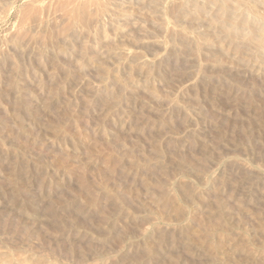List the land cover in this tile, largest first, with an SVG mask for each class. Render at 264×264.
Here are the masks:
<instances>
[{"label": "rangeland", "instance_id": "374dc122", "mask_svg": "<svg viewBox=\"0 0 264 264\" xmlns=\"http://www.w3.org/2000/svg\"><path fill=\"white\" fill-rule=\"evenodd\" d=\"M189 1L0 0V264H264V0Z\"/></svg>", "mask_w": 264, "mask_h": 264}, {"label": "bare ground", "instance_id": "6f19581e", "mask_svg": "<svg viewBox=\"0 0 264 264\" xmlns=\"http://www.w3.org/2000/svg\"><path fill=\"white\" fill-rule=\"evenodd\" d=\"M103 1V0H102ZM192 1V0H191ZM191 1H189V2H191ZM11 2H13V1H11ZM150 2V1H149ZM207 2L209 3V4H212V5H214V7H215V10H216V13L213 15V18L211 19V21L213 22V23H215V24H220L222 27H223V31L224 30H228V31H231L232 32V34L234 35V36H237V33H238V31H239V28H238V25H237V23H236V20H237V18H239V20L243 23V22H245V20H247V19H249V18H246V14H244V13H242V12H240L239 10H237V9H235V7L234 8H227L226 7V5L224 4V2L223 1H221V0H207ZM14 3H16L15 1H14ZM29 3V2H28ZM102 3V2H101ZM103 3H105V2H103ZM105 4H107V2L105 3ZM150 4H152V2H150ZM161 4V3H160ZM6 5V4H5ZM148 5H149V3H148ZM162 5V4H161ZM247 5V4H246ZM15 6H16V4H15ZM14 6V7H15ZM234 6V5H233ZM249 7H250V5H249ZM7 8H9V7H7ZM102 8V7H101ZM155 8V7H154ZM9 9H13V8H9ZM8 9V10H9ZM103 9V8H102ZM162 9V8H161ZM247 9V8H246ZM4 10V9H3ZM14 10V9H13ZM98 10H100V9H98ZM159 10V9H158ZM209 10H211V8H209ZM0 11H1V9H0ZM10 11V10H9ZM104 11V10H103ZM253 11V10H252ZM251 11V12H252ZM2 12V11H1ZM0 12V13H1ZM4 12V11H3ZM157 12V11H156ZM1 15V14H0ZM249 15H252V14H249ZM248 16V15H247ZM1 17V16H0ZM260 17V16H259ZM251 18V17H250ZM259 19V18H258ZM256 20L255 18H252L251 20L252 21H254L255 20V22H253L254 23V25L252 26L253 28H252V30H254L255 31V33H254V36H255V38H256V40L259 42V46L261 45V47H262V44L264 43V28H263V25H262V23H261V21H259V20ZM247 22V21H246ZM249 22H251V21H249ZM263 22V21H262ZM248 23V22H247ZM246 24V23H245ZM243 27V26H242ZM245 27V26H244ZM248 27V26H247ZM249 28H251V27H249ZM227 33V32H226ZM231 34V33H230ZM242 34V33H241ZM247 34V33H246ZM232 35V36H233ZM239 35V34H238ZM251 35V34H250ZM236 38V37H235ZM254 38V39H255ZM41 54V53H40ZM39 55V54H38ZM261 56H263V55H261ZM38 57H41V56H38Z\"/></svg>", "mask_w": 264, "mask_h": 264}]
</instances>
